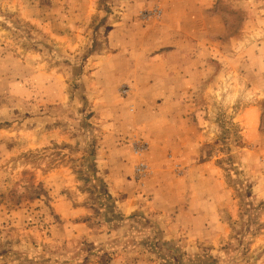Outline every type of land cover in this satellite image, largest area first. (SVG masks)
Listing matches in <instances>:
<instances>
[{
	"label": "rangeland",
	"instance_id": "rangeland-1",
	"mask_svg": "<svg viewBox=\"0 0 264 264\" xmlns=\"http://www.w3.org/2000/svg\"><path fill=\"white\" fill-rule=\"evenodd\" d=\"M162 1L0 0V264H264V0L182 4L206 43L179 48L204 60L185 166L132 75L175 50Z\"/></svg>",
	"mask_w": 264,
	"mask_h": 264
},
{
	"label": "crops",
	"instance_id": "crops-1",
	"mask_svg": "<svg viewBox=\"0 0 264 264\" xmlns=\"http://www.w3.org/2000/svg\"><path fill=\"white\" fill-rule=\"evenodd\" d=\"M171 1L175 6L172 9L171 7L168 8L164 1L165 15L170 16L173 15L172 13L177 15L175 21L170 20L166 24L171 26V33L164 40L156 37L154 43L160 45V47L168 46L169 48H175V50L167 51L166 55L148 54L142 57L139 54L135 59L136 65L133 67L132 75L134 79L137 76V78L142 77L145 80L142 83L135 84H140L139 108L142 111L147 109L150 115L148 122L151 123V126H149L148 134L151 135L149 137L150 145H152L151 149L160 150L161 154L171 151L173 154H170V159H177L179 164L184 162L183 165L185 166L186 162L195 160L199 150L198 136L195 134V138H193L189 135V126L192 125L189 122L188 111L192 107L188 100H185V97L191 89L197 88L203 82V71L199 70V64L204 60L200 57L202 55L199 54L195 56L181 54L179 48L194 46L199 53H202L206 43L202 39L189 37V31L181 28L185 23L190 25L193 20V24L198 26V21L194 17L196 6L193 8L182 7L185 1H191L192 3L194 1L195 4L197 0ZM200 1L202 5L209 2V0ZM181 16H192V19L188 22L183 19L180 21ZM212 23H217L215 17H210L205 24L201 25L203 29L212 30ZM166 28L165 31H167ZM193 61L196 64L195 69L189 65ZM115 136L113 135V139H115ZM152 138L151 144L150 139Z\"/></svg>",
	"mask_w": 264,
	"mask_h": 264
},
{
	"label": "built area",
	"instance_id": "built-area-1",
	"mask_svg": "<svg viewBox=\"0 0 264 264\" xmlns=\"http://www.w3.org/2000/svg\"><path fill=\"white\" fill-rule=\"evenodd\" d=\"M137 171H138V172H141V171H142V169H138Z\"/></svg>",
	"mask_w": 264,
	"mask_h": 264
}]
</instances>
